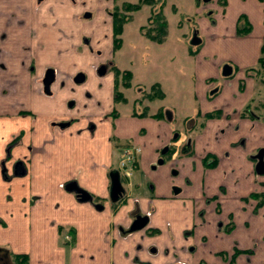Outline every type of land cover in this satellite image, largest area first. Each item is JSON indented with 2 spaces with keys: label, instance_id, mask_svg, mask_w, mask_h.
Wrapping results in <instances>:
<instances>
[{
  "label": "crops",
  "instance_id": "0c3cea01",
  "mask_svg": "<svg viewBox=\"0 0 264 264\" xmlns=\"http://www.w3.org/2000/svg\"><path fill=\"white\" fill-rule=\"evenodd\" d=\"M19 1L31 5V0ZM6 2L0 1V10H6ZM199 4L197 11L202 14L195 22L198 109L188 116L192 123L186 128L194 134L189 136L190 150L177 161L176 181L170 164L150 169L158 149L171 137L170 123L150 116L129 120L119 116L111 132L95 133L87 128L94 116L90 101L87 110L68 116L78 120L60 129L52 127L51 121L68 117L58 116L56 101L27 91L21 77L7 97L0 88V264H16L18 254L27 256L26 264L264 263V212L262 206L256 210L257 200L250 196L264 192V174L256 173L252 158L264 146L261 103L253 106L249 117L238 116L256 93L243 72L255 66L259 57L264 1ZM240 16L251 26L244 35L237 33ZM4 22L0 60L31 56L25 54L26 42L32 38L28 34H37L31 18L17 26L14 38L15 27ZM225 65L232 68L229 78L222 77ZM21 67L19 62L14 68L18 76ZM215 111L217 117L204 118ZM144 129L146 134L141 135ZM112 137L140 149L131 176H123L126 195L118 203L109 199V172L117 169L113 168L117 142ZM241 138L244 146L238 144ZM13 140L16 144L8 153L7 145ZM145 176L152 180L149 191L143 189ZM70 181L90 193L92 201H78L74 192L65 189ZM173 185L179 193H174ZM135 208L148 216V223L123 233L120 228L127 229ZM236 249L239 253L231 262Z\"/></svg>",
  "mask_w": 264,
  "mask_h": 264
},
{
  "label": "rangeland",
  "instance_id": "374dc122",
  "mask_svg": "<svg viewBox=\"0 0 264 264\" xmlns=\"http://www.w3.org/2000/svg\"><path fill=\"white\" fill-rule=\"evenodd\" d=\"M76 1L78 3L84 1L85 4L84 7H80L78 4L72 10L76 18L73 22H71L66 11L63 16H61L60 10L58 11L59 17L57 20L54 19L55 23L53 21L50 22L52 17L46 16L45 10L37 16L40 20L33 21V26L37 28V34L33 33V37L26 42L27 47H25V54H30L31 56L23 58L15 56L16 59L12 56L9 60L8 57L0 60V88L3 89V97H7L10 91L13 93L16 90L17 87L15 86L18 83L16 78L19 79L21 77L22 85L27 88V91L32 92L35 97L44 98L46 101H56L55 104H58L60 108L58 116L64 118L73 114V111L64 110L65 101L69 97L79 96L81 98L84 95L87 98V93H90L91 112L94 115L92 124L95 126L92 131L108 134L113 128V121L111 117L104 116V114L108 113L112 108V84L116 79L114 78V73H108L100 77L95 73V65L105 59V57H108L113 51L115 65L121 71L125 70L131 73L130 86L128 88L123 87L121 77L118 80L120 84L118 89L126 98L125 102L114 103V107L118 110L120 116L129 120L134 111L137 114L146 108V116L149 117L164 108V111H171L173 115L170 124L172 128L180 132V141L193 135L194 130H188L186 127L192 120L188 116L193 117V114L198 109L197 99L195 98L197 73L195 66L196 54H191L189 49L192 47L195 50L196 48V45L192 44V40L196 35V18L198 14H202L198 13L197 8L201 6L199 3H203V1L164 0L162 14L167 23V34L162 43L153 41L144 35L145 28L150 25L148 18L151 15V6L141 3L140 7L135 10L127 7L128 4L140 3V0ZM153 1H156L158 5L163 0ZM15 2H18V0H15ZM157 5L155 4L154 8H157ZM7 6H9L8 3ZM83 9L93 10L95 20H82L78 14ZM108 11L120 14L124 21L121 34L119 35L121 39L120 46L115 50H113V35L111 36V20L107 13ZM0 13V24L5 19L4 23L13 24L16 28L12 32V38H14V31L18 29V23L16 22L17 12L11 10L6 13V10L2 7ZM94 21L102 24L99 25V30L95 33L96 38H102V35L105 34V39L102 41L90 38L91 45L95 49L101 50V56L96 55L95 52L89 53L87 47L81 42L82 36L88 37L92 34L90 29ZM19 62L20 66H23L20 69L23 73L18 76L16 72L18 69L15 70L14 68ZM29 66L33 67L34 70L30 71ZM50 67L53 68L55 74V82L52 85L54 95L51 97L46 96L41 89V77H43L44 70ZM79 72L86 76L85 82L77 86L71 85L72 77ZM243 74L244 77H247V81H252L253 92H256L251 100L252 104L249 102L253 111V106L257 102L262 103L264 99V85H262L259 78L256 80L253 78L254 76H251L256 74L255 70L252 73V70L245 69ZM231 76V74L228 76L222 75L223 78ZM261 76L262 72L258 77ZM257 86L260 88L256 90ZM153 88H155L154 92H157L158 88L162 93V97L155 96L151 100L144 98L142 102L135 103L136 99L143 98L145 93L153 91ZM16 96L17 99L19 94ZM9 97L14 98L15 95L11 94ZM138 119L142 118L138 117ZM161 119H164V115ZM52 121L57 122L59 119ZM149 130L152 129L149 127ZM146 131L144 129L140 134L145 135ZM126 143L132 145V147L135 146L133 143L119 140V146H124ZM127 151L122 147L114 149L113 168L118 167L120 156ZM171 178L174 181L178 179V177L173 176ZM130 180L134 182V178ZM143 181L145 182L144 191H149L152 186V180L145 176L142 177ZM262 208L264 209V205ZM263 209L262 212H264Z\"/></svg>",
  "mask_w": 264,
  "mask_h": 264
},
{
  "label": "flooded vegetation",
  "instance_id": "af4514ba",
  "mask_svg": "<svg viewBox=\"0 0 264 264\" xmlns=\"http://www.w3.org/2000/svg\"><path fill=\"white\" fill-rule=\"evenodd\" d=\"M6 1H7L6 2V13H8L11 10L12 11H16L17 12V19H16L17 21L16 22L18 23V25L24 24L26 17L31 18L32 21L40 20V18L37 17V16H39L40 13H43L44 10H45L46 16L52 17L50 22L51 21L54 22V19H56V20L58 19V17H59L58 16V14H59L58 11L59 10H60L61 16H63L64 12L66 11V14L70 17L71 22H73V20L76 19V18L74 16V13H73L72 10L78 4L80 5V7H84V4H85L84 1H81L80 3H78L76 0H60V1H56V0L55 1L54 0H31V3H30L31 5L26 6L23 2H21L19 0H18V2H15V0H6ZM7 3L9 4V6H7ZM11 5H14V6H11ZM107 13H108V15L110 17V20H111L110 21V27H111V31H112V21H113L114 12L108 11ZM11 15H13V13H11ZM78 16H80L82 18V20H86V21L95 20L94 19L93 10H90V9H83L81 11V13L78 14ZM93 23H92V26H91V29H90L92 34L90 36H88V37L82 36L81 37V42H82V44L84 46L87 47L89 53H94L95 52L96 55L101 56L102 55L101 54L102 53L101 50L100 49H95L91 45V39L90 38L92 37V40L102 41V40L105 39V34L102 35V38L101 37L96 38L95 33L98 32V30H99L98 27H99V25H102V24H98V23H96V21H94ZM33 33L35 34V32H31V35L30 34H28V35L30 37H33ZM111 36H112V34H111ZM28 68H29L30 71L34 70V68L31 67V66H29ZM115 68H117V66L115 65V62H114V59H113V51H111V53H110V55L108 57H105V59L99 61L95 65V73L97 75H99V72L104 71L103 75H99L100 77H102V76L107 75L108 73H114V69ZM47 69H49V68H46L44 70L43 77H41V86H42L41 89H42V92L46 96L51 97V96L54 95V90H52V85L55 82V74H54L53 82L50 83L49 88L47 90H45L44 89V85H43V79L45 77ZM79 73H77L76 75H74L72 77L71 85H76L77 86V85H81V84H83L85 82V80H86V76L85 75H84V80L82 82H76L75 81V77ZM241 83L243 84V87H240ZM239 88H242V90L244 89L243 80L239 81ZM118 92L122 93L120 91V89H118ZM114 96H115V92H114V86L112 84V100H113L112 101V108H111V110L108 113L104 114V116L111 117L112 121H114L115 119H117L120 116L118 110L114 107V103L119 102V101H114ZM136 100H138V99H136ZM136 100H135V103H137ZM90 101H91V94L90 93H87V98L84 95L81 98L79 96L78 97L77 96L69 97L65 101V104H64L65 105V109L64 110L73 111V112H76V113L78 112L79 113L80 110L81 111L82 110L83 111L87 110V107H88ZM248 103L249 102H247L241 108V110L238 112V116L241 119H245L246 117H249L250 114H251V110L246 107ZM262 110L264 111V99L262 100ZM161 111H163V115H164V119L163 120L170 123V121L172 120L173 115L170 114L171 115V119L169 120V119L166 118V111L167 110L164 111V108H163ZM87 113L89 114L88 111H87ZM132 114H131V116L138 117V116H134ZM146 117H148V116H146ZM262 119L264 120V114H262ZM76 120H78V117L71 116V117H68V118H65V119H61V120H59L57 122L56 121H51L50 124H51L52 127L65 129V128L69 127L72 123H74ZM191 123H192V120H190L188 125L191 124ZM87 128L89 130H94L95 126L92 124V121H89L87 123ZM235 130H238V126H235ZM180 135H181L180 132L178 130H176L175 128L172 130L171 137H170L169 141L166 144H164L161 148L158 149V157H157L155 163H153L151 165L150 169L155 170V169H157L158 167H160L162 165L170 164V173H171L170 175H171V177L172 176L173 177H178L179 176V170L177 168V161L179 160L180 156H182L184 154V151H186L187 149L190 150V147H191V144H192V138L187 137L186 139L180 141V138H181ZM112 140L117 142L116 148H121L122 147V148L125 149V151L126 150H134L135 148H138L137 146H133L132 147V145H130L128 143H126V145H124V146H119V142H118L117 139L112 137ZM125 141L129 142L128 140H125ZM130 143H132V142H130ZM244 143H245V140L243 138L238 140V144L244 146ZM14 144H16V141L13 140L7 145L8 153L10 152V148ZM261 148H262V150H264V146L261 147ZM261 148H259V149H261ZM258 150L252 155V158L255 160V162L257 160L255 155L258 153ZM122 158H124V154H122L120 156L117 169H113V170H118V172L120 174L121 182L124 179L123 178L124 175L122 173V168L120 166V161H121ZM262 159L264 161V153L262 154ZM159 160H162L161 164H158ZM216 161H217L216 159H213V163L216 162ZM137 163H138V161L135 162L132 165V170L134 168H136ZM172 188H173L174 193H179L180 192V188L177 185H173ZM125 195L118 202H120L125 197ZM142 215H144V214H142ZM133 219H134V217L132 218V221H133ZM132 221H131V223H132ZM129 226L127 227V229L129 228ZM127 229H124V230H127ZM176 264H178V263H176Z\"/></svg>",
  "mask_w": 264,
  "mask_h": 264
},
{
  "label": "trees",
  "instance_id": "16d2710c",
  "mask_svg": "<svg viewBox=\"0 0 264 264\" xmlns=\"http://www.w3.org/2000/svg\"><path fill=\"white\" fill-rule=\"evenodd\" d=\"M260 1H264V0H260ZM141 3L148 4L152 8L151 15L148 18L150 25H149V27L145 28L144 35L153 41H156L158 43H162L165 40V37L167 34V23H166V20L162 14V7L164 5V0L161 1L158 5H157V2L153 1V0H140V3L128 4L127 7L135 10V9L140 7ZM155 4L157 5V8H154ZM123 24H124V21L122 20V16L115 12L114 16H113V21H112L113 50L117 49L120 46L121 39H120L119 35L121 34ZM250 28H251V26H250L249 22L245 19V17L240 16L238 19V24H237V33L239 35H244L250 31ZM198 46H199V44L196 46L195 50H193L191 47L189 49L190 53L195 54L197 49H198ZM247 70H252V73L255 70L256 74H252L251 76H254L253 78H255L256 80H257V78H259L260 81L262 82V84L264 85V39H263V42H262V45L260 48V53H259V57H258L256 65L253 67L247 68ZM261 72H262V76L258 77ZM114 75H115L114 78L116 79V81L113 83L114 92H115L114 101L125 102L126 98L123 96L122 93L118 92V85H120L118 80L121 77L123 87L128 88L130 86L131 73L129 71H125V70L121 71L117 67L114 69ZM260 81H258V82H260ZM240 87H243L242 83H241ZM240 89L242 90V88H240ZM154 90H155V88H153V91H151V92H146L145 96L141 99L136 100V102L137 103L142 102V100L144 98L151 100L155 96L162 97V93L160 92V90H158V88H157V92H154ZM260 106L262 107V103ZM246 107L251 110V104L250 103H248ZM144 110L141 113H137V114L134 112L132 115L138 116V117H145L147 115L146 114L147 109L145 108ZM218 115H219L218 111L208 112L204 115V118L205 119L214 118V117H217ZM150 117H153L156 119H161L163 117V113L161 110H159L157 113L150 115ZM207 160H208V158H206L205 162H207ZM250 196L257 200L256 210H257V208L264 205V192L252 193ZM238 253H239V251L236 249L234 251L232 257H231V262H233L235 256ZM14 260H15L16 264H26L27 256L23 255V254H18V255L14 256Z\"/></svg>",
  "mask_w": 264,
  "mask_h": 264
},
{
  "label": "water",
  "instance_id": "95a60500",
  "mask_svg": "<svg viewBox=\"0 0 264 264\" xmlns=\"http://www.w3.org/2000/svg\"><path fill=\"white\" fill-rule=\"evenodd\" d=\"M203 2H208L209 0H202ZM199 43V39L194 36L192 40V44L197 45ZM232 72V68L229 65H225L222 68V75L223 76H228ZM104 71L99 72V75H103ZM54 80V70L52 68L47 69L45 77L43 79V85L44 89L47 90L49 88L50 83H52ZM84 80V74L79 73L75 77L76 82H82ZM171 111H166V118L171 119ZM264 153V150L259 149L258 153L255 155L256 156V163H255V171L257 174H264V161L262 159V154ZM162 160L158 161V164H161ZM109 180H110V186H109V199L112 203L118 202L125 194L126 190L121 182L120 174L118 170H111L109 172ZM65 189L68 191H72L75 193L77 200L80 202H87V201H92V195L88 193L86 190L83 188L79 187L78 184L75 181H70L65 185ZM95 207L98 209H102L101 204H95ZM131 215L134 217L132 223L130 224L129 228L127 230H122L123 233H130L134 232L136 230L142 229L143 227L146 226L148 223V216L147 215H142L140 213V210L136 208Z\"/></svg>",
  "mask_w": 264,
  "mask_h": 264
},
{
  "label": "built area",
  "instance_id": "2783aa9c",
  "mask_svg": "<svg viewBox=\"0 0 264 264\" xmlns=\"http://www.w3.org/2000/svg\"><path fill=\"white\" fill-rule=\"evenodd\" d=\"M140 152L139 148L134 150H128L124 154V158L120 161V166L122 168V173L126 178H129L132 174V165L138 161V154Z\"/></svg>",
  "mask_w": 264,
  "mask_h": 264
}]
</instances>
